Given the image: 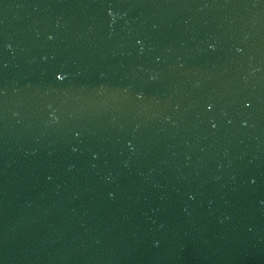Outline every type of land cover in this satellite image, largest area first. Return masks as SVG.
Wrapping results in <instances>:
<instances>
[{"label":"water","instance_id":"1","mask_svg":"<svg viewBox=\"0 0 264 264\" xmlns=\"http://www.w3.org/2000/svg\"><path fill=\"white\" fill-rule=\"evenodd\" d=\"M0 264H264V0H0Z\"/></svg>","mask_w":264,"mask_h":264},{"label":"snow or ice","instance_id":"2","mask_svg":"<svg viewBox=\"0 0 264 264\" xmlns=\"http://www.w3.org/2000/svg\"><path fill=\"white\" fill-rule=\"evenodd\" d=\"M57 78H58L59 80H63V79L65 78V76H64L63 73H60V74H58Z\"/></svg>","mask_w":264,"mask_h":264}]
</instances>
